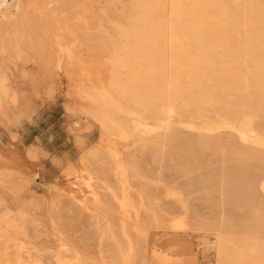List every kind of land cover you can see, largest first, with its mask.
Listing matches in <instances>:
<instances>
[{
    "label": "bare ground",
    "instance_id": "1",
    "mask_svg": "<svg viewBox=\"0 0 264 264\" xmlns=\"http://www.w3.org/2000/svg\"><path fill=\"white\" fill-rule=\"evenodd\" d=\"M54 88L79 168L0 149V264H153L151 233L187 230L264 264V0H0L7 143ZM46 159L63 185L37 196Z\"/></svg>",
    "mask_w": 264,
    "mask_h": 264
},
{
    "label": "rangeland",
    "instance_id": "2",
    "mask_svg": "<svg viewBox=\"0 0 264 264\" xmlns=\"http://www.w3.org/2000/svg\"><path fill=\"white\" fill-rule=\"evenodd\" d=\"M114 2V0H110ZM117 6V10L120 9ZM71 96L66 88L55 89L46 96L42 94L36 105L29 110L30 116L22 119L16 126L18 129V138L15 143H7L6 137L0 130V149L6 153H17L24 145H32L38 142L43 148L47 149L49 155H62L68 153L70 160L75 167L78 155L73 144V132L70 128V121L65 113L64 106L70 102ZM87 135V136H86ZM88 141L95 143L98 133L91 130L85 134ZM27 174L36 176V183H40L35 190L37 196H42L46 190L53 185H63L61 171L55 170L48 165V159L37 167L26 170ZM190 211L199 216L205 217L206 211L197 205L189 204ZM190 222L194 220V216L190 215ZM199 236V235H198ZM198 236L190 230L183 232L166 233L161 231L152 232L149 237V248L151 261L153 264H160V259L165 264H186L192 259L193 264H214V257L211 254L199 253L196 243Z\"/></svg>",
    "mask_w": 264,
    "mask_h": 264
}]
</instances>
